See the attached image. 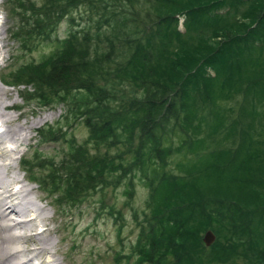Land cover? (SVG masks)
<instances>
[{"label": "trees", "instance_id": "trees-1", "mask_svg": "<svg viewBox=\"0 0 264 264\" xmlns=\"http://www.w3.org/2000/svg\"><path fill=\"white\" fill-rule=\"evenodd\" d=\"M39 1L10 0L20 50L61 21L67 34L1 80L63 104L44 143L69 121L87 136L59 159L23 157L25 174L77 207L122 182L131 198L137 177L147 196L131 213L134 264H264V0ZM79 9L90 18L76 29Z\"/></svg>", "mask_w": 264, "mask_h": 264}, {"label": "rangeland", "instance_id": "rangeland-1", "mask_svg": "<svg viewBox=\"0 0 264 264\" xmlns=\"http://www.w3.org/2000/svg\"><path fill=\"white\" fill-rule=\"evenodd\" d=\"M32 1L40 3L39 0ZM10 10V0H0V32H2L0 33V54L2 55L0 57V82L3 85L0 86L5 90H9L12 99L18 105L15 111H9L11 115L16 117L18 113L23 112L24 117L19 116L20 119L17 121L29 122L40 117L45 119L28 131L27 143L21 147L17 154L15 153L12 158L10 157L14 166L13 171L16 172L17 177L25 178V185L34 188V194L31 195L33 201L44 206V215H39L38 218L40 220L43 217L49 219L48 225L52 231L49 238L54 245H57L56 258L61 264H117L115 260L118 264H134V257L126 260V255L130 252V246L134 243L138 230L131 213L132 210L138 212L143 208L147 196L146 187L137 177L132 179L133 191L131 198L123 193L125 183L122 182L116 188H107L102 192L93 193L77 207L64 205L66 203H57L55 197L41 190L20 166L23 157L33 158L35 153L54 156L59 159V156L67 149V139L73 138L79 142L83 141L87 136V131L82 123L69 121L71 125L62 130L63 137L59 141L44 143V139L40 135L43 127L55 126L57 122L65 124L62 119L63 104L41 103L34 97L35 93L32 85L8 86L2 82L1 77L7 80L8 70L18 63H37L43 56L48 55L53 49V41L63 39L69 26L68 21H61L53 31L51 40L43 41L41 39L39 41V39L38 42L31 44L29 50L21 51L20 42L10 38V36L12 37V33H9L10 30L14 31V27L18 24L17 18ZM70 17L74 19L76 29L80 26L84 27L89 21L88 18H90L89 14L84 13L83 9L73 11ZM177 28L180 31L183 29L181 17L178 19ZM2 46H4L3 49H1ZM7 145L12 144L8 141L5 146ZM36 196L42 197V201H38L35 198ZM109 209L113 210L114 215H117L116 212H118L116 221L107 214ZM205 230L201 233V239ZM12 233L17 235L19 231L12 230ZM115 254L118 255L119 259H115Z\"/></svg>", "mask_w": 264, "mask_h": 264}, {"label": "bare ground", "instance_id": "bare-ground-1", "mask_svg": "<svg viewBox=\"0 0 264 264\" xmlns=\"http://www.w3.org/2000/svg\"><path fill=\"white\" fill-rule=\"evenodd\" d=\"M10 38L12 39L11 36ZM0 85L3 86L1 82ZM1 86L0 264H61L56 258L57 245L49 238L52 232L48 225L49 219L38 218L39 215H44V206L33 201L31 195L34 194V188L24 184L25 178L17 177L10 160L27 143L28 131L45 119L40 117L29 122L17 121L19 116H23V112L16 117L11 115L9 111H15L18 105L9 90ZM8 141L12 145L5 146ZM35 198L42 201V197ZM12 230H18L19 234L14 235Z\"/></svg>", "mask_w": 264, "mask_h": 264}, {"label": "water", "instance_id": "water-1", "mask_svg": "<svg viewBox=\"0 0 264 264\" xmlns=\"http://www.w3.org/2000/svg\"><path fill=\"white\" fill-rule=\"evenodd\" d=\"M214 238L215 236L211 230H205L202 236V242L205 245H209L214 240Z\"/></svg>", "mask_w": 264, "mask_h": 264}]
</instances>
